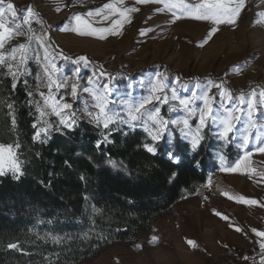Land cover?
<instances>
[{
  "label": "snow or ice",
  "instance_id": "6c2138e0",
  "mask_svg": "<svg viewBox=\"0 0 264 264\" xmlns=\"http://www.w3.org/2000/svg\"><path fill=\"white\" fill-rule=\"evenodd\" d=\"M78 2L82 4L83 0ZM149 4L162 5L155 9L157 13H171L170 23L185 18L211 22L213 27L207 38L199 44V47H204L219 31V25H229L233 29L237 26L246 7V0H199V3H188L186 0H134L130 7L125 6L126 0H110L86 13L71 15L68 23L59 30L99 40H107L109 36H121L125 26L132 23V14L141 10L136 5ZM68 6L63 0H59L55 10L60 12ZM258 16L264 18V11L259 12ZM73 21L74 26L71 23ZM33 22L39 25L40 33L32 27ZM101 24L107 26H95ZM22 25H27V28ZM51 27L46 25L40 13L32 6L18 10L13 3L0 0V88L5 86V79L10 81L11 93H15L18 85H22L27 97L26 105L30 109L34 108L36 113L31 125L35 130L33 142L47 144L53 130L62 134L75 132L81 119L99 130V139L94 145L97 150L101 149L102 145H115L114 139H111L114 133L127 136L139 129L145 136L137 147L152 157H159L167 164L168 183H173L180 175L177 169H185L189 163L200 169V160L192 155L189 161V156L198 155L206 137L210 135L222 145L234 143L240 153L234 162L228 163L222 152H217L215 158L220 165V171L239 172L249 175L250 178L252 175L264 177V169L258 172L252 167L251 160L254 153L264 154V87L250 86L249 91L240 90L234 94L223 78L218 81L205 78L201 82L197 77L193 78L195 82L190 86L188 81L182 82L181 77L176 75L173 77L176 83L181 85L183 92L189 93L182 95L180 90L170 85V74L165 69L144 76L135 85L129 80L126 88L130 91H125L116 98L115 93L119 89L114 83L115 77L105 72L103 66L94 68L85 85L79 83L81 66L88 68L92 62L86 56L73 58L59 50V46L54 45L51 40ZM151 31L152 28H142L139 34L144 36ZM21 36L27 37L26 42L12 46V41ZM57 57L74 65L71 69L73 75H66L64 69L57 66ZM30 61L37 65L38 71L34 76L29 67ZM30 77L34 84L29 83ZM105 77L107 79H103ZM137 87L142 93L138 96L133 95ZM213 89L217 90L216 94H212ZM84 94H87V98ZM66 97H70L73 102L79 100L83 107L74 110L73 103L68 102ZM164 105H167V116L162 114ZM4 107L7 108L11 128L16 129L17 115L14 103L11 100L6 101ZM78 111L82 116L77 114ZM174 112L181 115L172 118L171 114ZM53 116L57 118L55 122L49 119ZM20 148L18 139L13 143H0V177L10 175L14 181H20L25 176V162L20 159ZM34 156L39 158L40 153L36 152ZM64 163L71 167L68 160ZM108 163L113 169L117 168L111 159ZM80 179L83 181L85 178L81 175ZM40 183L44 184L43 181ZM203 187H212L211 176ZM224 194L237 203L264 208V202L247 199L242 195ZM215 215L225 221L229 219L220 212H215ZM228 226L233 227L232 224ZM235 231L247 236L240 227H235ZM251 232L255 233L256 237L264 238V231L252 228ZM87 238L85 235L84 239ZM50 239L55 244L61 243L62 240L59 236H51ZM107 239L102 232L97 235V240ZM157 240L158 237L153 236L151 242L155 243ZM187 243L193 249L198 247L195 241L188 240ZM258 244L259 251H254L252 256H243L244 261L250 264H264V239H260ZM7 248L23 251L18 242L8 243ZM56 256L58 258V254ZM45 259L48 264H52V259Z\"/></svg>",
  "mask_w": 264,
  "mask_h": 264
},
{
  "label": "trees",
  "instance_id": "16d2710c",
  "mask_svg": "<svg viewBox=\"0 0 264 264\" xmlns=\"http://www.w3.org/2000/svg\"><path fill=\"white\" fill-rule=\"evenodd\" d=\"M4 85L0 88V142L18 139L25 176L20 181L10 175L0 177V264H48L46 257L52 264H80L116 245L137 248L160 218L203 193L209 176L220 168L216 152H222L228 163L240 154L234 144L222 145L209 135L199 154L189 156V161L192 155L200 160V169L189 163L187 168L177 169L180 175L176 182L168 183L167 164L137 147L145 136L139 129L127 136L114 133L111 139L115 145H102L97 150L94 145L99 130L81 119L75 132L54 130L47 144L33 142L35 109L26 105L22 85L15 93L10 92L9 80L5 79ZM9 100L16 109V129L11 128L4 107ZM36 152L39 158L34 156ZM109 159L116 163V169ZM185 223L200 241V233L193 232L196 227L190 220ZM46 231L61 237V243L46 238ZM101 232L107 241L97 240ZM13 242L23 251L8 249L7 244Z\"/></svg>",
  "mask_w": 264,
  "mask_h": 264
},
{
  "label": "rangeland",
  "instance_id": "374dc122",
  "mask_svg": "<svg viewBox=\"0 0 264 264\" xmlns=\"http://www.w3.org/2000/svg\"><path fill=\"white\" fill-rule=\"evenodd\" d=\"M9 2L13 3L18 10L32 6L38 11L46 25L52 26L50 29L52 42L58 45L59 50H62L65 55L73 58L88 57L92 63L88 68L81 66L79 73L81 85L86 84L87 77L97 66H103L105 72L112 74L115 77L114 83L119 89L115 93L116 98H119L123 92L130 91L126 88L129 80L135 85L144 76L165 69L170 74V85L180 90L182 95L189 93L183 92L181 85L176 83L173 78L176 75L181 77L182 82L188 81L190 86L195 82L193 78L197 77L201 82L205 78L217 81L223 78L234 94L240 90L247 92L250 86L264 87V18L258 16L259 12L264 11L262 0H246V7L241 13L237 26L233 29L229 25H219V31L204 47H199V44L207 38L213 27L211 22L185 18L170 23L171 13L155 11L162 5H136L141 10L132 14V23L125 26L123 35L109 36L107 40H99L94 37H81L73 32H63L59 29L68 23L71 15L86 13L110 0H100L83 10L68 6L60 12L55 10L59 0H5V3ZM186 2L199 3V0H186ZM63 3L67 4L65 0ZM133 3L134 0H126L125 6L130 7ZM71 23L74 26V21ZM22 26L27 28V25ZM95 26H107V24ZM32 27L40 33L39 25L33 22ZM142 28H152L153 31L141 36L139 33ZM26 39V36L17 37L12 41V46L26 42ZM236 65L243 67L234 68ZM57 66L62 67L66 75H73L71 69L74 65L70 62L57 57ZM29 67L34 76L38 71L36 63L30 61ZM29 79L30 84H34V80L31 77ZM73 79H75L74 76ZM216 92V89L212 90V94ZM141 94V90L137 87L133 95ZM84 96L87 98V94ZM66 99L73 103L74 110L83 107L79 100L73 102L70 97ZM77 114L82 116L79 111ZM162 114L167 116V105L163 106ZM171 115L172 118H176L181 113L174 112ZM49 119L55 122L57 118L53 116ZM251 160L259 166L256 168L258 172L264 169V163H262L264 154L254 153ZM221 172L218 169L210 175L211 188L206 187L201 195L185 200L160 218L155 223L153 232L141 239L139 244L141 247L128 248L124 245H116L80 264H136L142 260L157 264L155 252L159 249L164 250L166 257H171L170 264H182L183 256L180 254L178 243L183 241L189 245L188 240L195 241L198 245L195 249L191 246L189 248L191 251L193 249V258L197 264H250L242 257L252 256L254 251H259L258 241L264 238L256 237L251 229L264 231V208L259 205L249 206L237 203L234 199L224 203L218 201L216 197L219 190L217 191L216 187L217 184L219 186L218 173ZM259 178L261 177L257 175L251 176V179ZM224 179L227 181L226 178ZM257 183L260 184L255 188H249L247 180L244 188L239 187V185L244 186L243 183L231 186L238 191L237 196L242 195L247 199L264 202V181ZM260 188H263V193H260ZM220 205L224 209H220ZM215 212H220L229 219L225 221L216 216ZM189 220L190 224L196 227L193 232L196 235L200 233V241H197L187 230L185 221ZM229 224L233 227H229ZM235 227L242 228L247 236L236 232ZM44 235L46 238L55 236L47 231ZM153 236L158 237L155 243L151 242Z\"/></svg>",
  "mask_w": 264,
  "mask_h": 264
},
{
  "label": "bare ground",
  "instance_id": "6f19581e",
  "mask_svg": "<svg viewBox=\"0 0 264 264\" xmlns=\"http://www.w3.org/2000/svg\"><path fill=\"white\" fill-rule=\"evenodd\" d=\"M230 180L231 182H237V183L240 182L243 184L246 183V179L245 177H243V174L238 172H232L230 175ZM179 239H181V237ZM178 248L180 250V254L183 256L182 264H197V261L193 258V249L192 251L189 249L190 245H186L185 243H183V241H181L180 243H178ZM155 260L157 264L171 263L170 261L171 257H166V254L164 253L163 249H159L155 252ZM136 264H150V263H148L146 260H142L137 262Z\"/></svg>",
  "mask_w": 264,
  "mask_h": 264
},
{
  "label": "crops",
  "instance_id": "0c3cea01",
  "mask_svg": "<svg viewBox=\"0 0 264 264\" xmlns=\"http://www.w3.org/2000/svg\"><path fill=\"white\" fill-rule=\"evenodd\" d=\"M252 167H254V168H259V166L258 165H256V163L254 162H252ZM220 169V168H219ZM232 172H227V171H222L221 173H218V176H219V178H220V180H219V191H218V193H217V197H216V199H218V201H220V202H223L224 203V201L226 202V201H229V200H231V199H229L228 198V196L227 195H225L224 193H228L229 195H232V196H237L238 195V191L237 190H235V188H232V184H236V185H239V184H237V183H235V182H231V180H230V174H231ZM239 173V172H238ZM224 176V177H223ZM261 177V176H260ZM224 178H226L227 179V181L224 179ZM245 178H246V180H247V184H248V187L249 188H255V187H258L259 186V184L257 183L258 182V180H259V182L260 181H264V178L263 177H261V178H259L258 180L257 179H251L250 177H249V175H245ZM251 180V181H250ZM250 181V182H249ZM246 185V184H245ZM245 185L244 186H240L239 185V187L240 188H244L245 187ZM228 186H229V189H228ZM261 187V186H260ZM230 188H232V189H234V190H230ZM261 190H260V193H263V191H262V189L263 188H260ZM262 191V192H261Z\"/></svg>",
  "mask_w": 264,
  "mask_h": 264
},
{
  "label": "built area",
  "instance_id": "2783aa9c",
  "mask_svg": "<svg viewBox=\"0 0 264 264\" xmlns=\"http://www.w3.org/2000/svg\"><path fill=\"white\" fill-rule=\"evenodd\" d=\"M98 1L100 0H83V3L81 4L78 2V0H65V2L69 6L76 8V9H81V10L90 8L91 6L95 5ZM72 5H75V6H72Z\"/></svg>",
  "mask_w": 264,
  "mask_h": 264
}]
</instances>
